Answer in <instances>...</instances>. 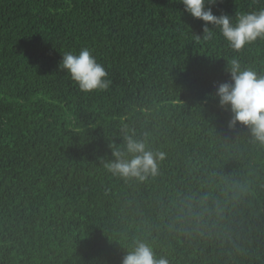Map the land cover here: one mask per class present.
I'll return each instance as SVG.
<instances>
[{"label":"trees","instance_id":"1","mask_svg":"<svg viewBox=\"0 0 264 264\" xmlns=\"http://www.w3.org/2000/svg\"><path fill=\"white\" fill-rule=\"evenodd\" d=\"M215 15L264 8L217 0ZM180 0H0V264H122L136 241L170 264H264V145L214 96L233 51ZM112 81L82 92L63 52ZM160 151L140 181L105 163L124 135Z\"/></svg>","mask_w":264,"mask_h":264},{"label":"clouds","instance_id":"2","mask_svg":"<svg viewBox=\"0 0 264 264\" xmlns=\"http://www.w3.org/2000/svg\"><path fill=\"white\" fill-rule=\"evenodd\" d=\"M187 13L204 21L203 35H197L205 41L214 38L211 30L218 28L230 48L239 52L246 45L264 40V8L258 11L239 13L235 22L227 14L215 15L209 5L217 0H180ZM214 25L210 28L208 25ZM62 71H66L82 92L103 91L109 88L111 80L103 64L97 61L92 50L84 47L78 54L63 52L60 62ZM226 71L230 81L221 82L214 96L219 104L232 113L229 127L237 122L247 126L255 142L264 145V71L245 66L237 58L227 59ZM112 147L114 159L105 163L107 170L114 176L124 179L135 178L140 181L158 173L159 161L165 158L160 151L148 147L147 137L139 139L135 134L124 135L123 149ZM122 264H170L166 257H159L153 248L144 241H136L131 251L124 256Z\"/></svg>","mask_w":264,"mask_h":264}]
</instances>
